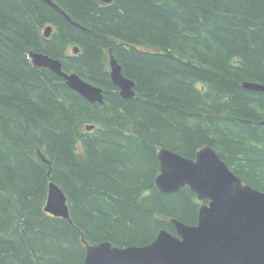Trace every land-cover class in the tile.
Instances as JSON below:
<instances>
[{
	"label": "trees",
	"instance_id": "trees-1",
	"mask_svg": "<svg viewBox=\"0 0 264 264\" xmlns=\"http://www.w3.org/2000/svg\"><path fill=\"white\" fill-rule=\"evenodd\" d=\"M50 1L68 19L42 0H0V264H83L85 243L144 246L174 235L172 220L195 225L205 202L155 186L159 148L194 159L208 146L264 192V94L242 87L264 85V0ZM111 56L132 99L111 82ZM50 182L69 220L44 212Z\"/></svg>",
	"mask_w": 264,
	"mask_h": 264
},
{
	"label": "water",
	"instance_id": "water-1",
	"mask_svg": "<svg viewBox=\"0 0 264 264\" xmlns=\"http://www.w3.org/2000/svg\"><path fill=\"white\" fill-rule=\"evenodd\" d=\"M42 1L68 19L50 0ZM98 1L110 4L113 0ZM50 33V27L44 28V38ZM77 52L74 48L73 53ZM29 56L34 66L52 71L87 102L103 103L101 88L74 73L63 72L59 60L41 53L30 52ZM109 74L121 98L135 96L134 82L122 75L112 56ZM242 87L264 94V85L258 83L244 82ZM156 157L159 174L155 186L160 193L172 194L187 187L198 202H205L197 209L196 224L172 220L174 235L161 230L144 246L118 248L109 242L85 243L83 264H264V192L244 184L208 146L199 149L194 159L165 148L158 149ZM44 212L69 220L66 198L53 182L48 184Z\"/></svg>",
	"mask_w": 264,
	"mask_h": 264
},
{
	"label": "bare ground",
	"instance_id": "bare-ground-1",
	"mask_svg": "<svg viewBox=\"0 0 264 264\" xmlns=\"http://www.w3.org/2000/svg\"><path fill=\"white\" fill-rule=\"evenodd\" d=\"M160 149V148H159Z\"/></svg>",
	"mask_w": 264,
	"mask_h": 264
}]
</instances>
